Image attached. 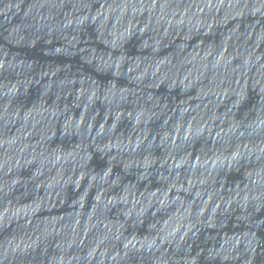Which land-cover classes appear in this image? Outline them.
I'll list each match as a JSON object with an SVG mask.
<instances>
[{"label":"clouds","instance_id":"obj_1","mask_svg":"<svg viewBox=\"0 0 264 264\" xmlns=\"http://www.w3.org/2000/svg\"><path fill=\"white\" fill-rule=\"evenodd\" d=\"M0 264H264V0H0Z\"/></svg>","mask_w":264,"mask_h":264}]
</instances>
